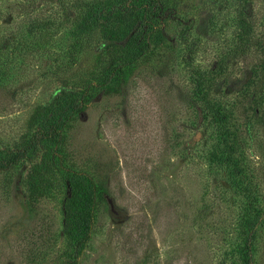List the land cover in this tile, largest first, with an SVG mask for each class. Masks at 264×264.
<instances>
[{
    "label": "rangeland",
    "instance_id": "rangeland-1",
    "mask_svg": "<svg viewBox=\"0 0 264 264\" xmlns=\"http://www.w3.org/2000/svg\"><path fill=\"white\" fill-rule=\"evenodd\" d=\"M151 1L100 17V38L61 81L52 56L18 54L6 39L32 40V23L52 19L44 45L56 56L86 2L110 9L123 0H0L1 58L11 59L0 83V149L29 142L32 120L64 82L68 93L91 73L102 78L121 57L127 28L157 10ZM149 22L147 57L69 125L66 167L85 170L104 191L79 264H264V0H180ZM203 93L221 105L224 124ZM62 174L51 155L0 172V264H60L69 194ZM258 214L252 239L246 219Z\"/></svg>",
    "mask_w": 264,
    "mask_h": 264
},
{
    "label": "trees",
    "instance_id": "trees-1",
    "mask_svg": "<svg viewBox=\"0 0 264 264\" xmlns=\"http://www.w3.org/2000/svg\"><path fill=\"white\" fill-rule=\"evenodd\" d=\"M128 1L133 2L135 0H123L122 7L110 9L105 4L102 5V8H98L88 5L86 2V9L82 17L83 20L80 22H72V24H75L72 31H70L72 42L65 49L62 46H57V49L53 48L54 52L61 53H58L56 56H53L52 49L48 48L50 46L49 40H45V31L50 30L56 25L52 19L42 21V19L38 18L32 23L30 28L34 36L32 40H28L25 37L22 39L7 38L6 40L11 42L10 45L18 54H28L29 56L35 55V53H41L45 54L48 58L52 56L53 65L55 66L53 74L57 77V80L63 81L61 78L69 72V68L74 63L77 64L79 62L77 55L84 51L91 43L97 42L98 38H100L96 29L100 17L111 21L122 8L126 10L127 8H131L136 13L140 12L141 9H145L144 7L151 6L149 3L152 2L149 0V2L147 1V3L135 7L132 3L130 5L127 4ZM179 1L153 0V5L155 4L154 7L157 10L153 13L147 12L149 14L148 18L142 17L138 25H132L127 28L129 37L120 47L122 51L121 57L117 58L116 63L112 64L109 71L102 78H98L94 73H91L89 74L91 76L90 80L80 79L77 85L72 86L76 88L75 91L71 90L68 93L64 91L65 88H68V84L64 82L62 84L63 88H59L60 95H57L54 98L55 100L51 102L49 106L51 107L50 110L46 106V111L42 112L39 110L40 113L38 112L32 120L36 127L29 142L18 143L14 149L8 151L0 149V172H12L24 160H33L35 157L42 161L48 159L49 155H51V160L58 167V170L63 172L62 175L69 186V194L64 202L65 219L63 224V234L67 246L63 253L57 256L60 264H79V255L89 238L94 223L97 196L101 195L104 197L102 187L97 184L96 180L88 172L66 167V157L68 155L65 152V143H67L65 139L69 125L73 118L80 116L87 104L91 103L105 86L107 87L112 84L115 78H122L128 69L133 70L141 60L147 57L148 48L151 45L149 41L154 36L155 25L152 22H146L159 17V15L162 20L163 17L165 18L166 15L172 13ZM107 23L108 26H111V22ZM238 24L241 28L249 26L244 20L242 23L239 21ZM35 34L38 35L36 36ZM44 43H48L49 45H44ZM60 43L56 44L60 45ZM245 47H249L247 41ZM4 53L3 42H0V83L3 75L6 76V73H8V66L11 63V59L4 60L1 58L4 57ZM62 53L65 55L61 58ZM200 85L201 82H198V87ZM199 90L202 92V89ZM204 93L201 98L204 103H208V105H205V109L213 116V119L216 121L218 119L220 123L224 124L226 116L221 112V105H215L211 101L209 103ZM29 153L30 156H28ZM38 165L39 162H34L33 168ZM262 218L258 214L253 217L248 215L246 219V225L249 228L252 239L255 237L256 226L261 222ZM247 245L246 248L250 250L249 244Z\"/></svg>",
    "mask_w": 264,
    "mask_h": 264
},
{
    "label": "water",
    "instance_id": "water-1",
    "mask_svg": "<svg viewBox=\"0 0 264 264\" xmlns=\"http://www.w3.org/2000/svg\"><path fill=\"white\" fill-rule=\"evenodd\" d=\"M110 201V203L112 204V201L111 200H109ZM112 210H113V208H112Z\"/></svg>",
    "mask_w": 264,
    "mask_h": 264
}]
</instances>
